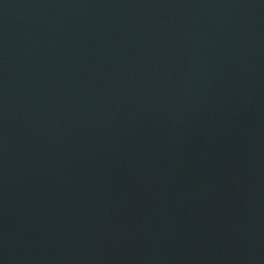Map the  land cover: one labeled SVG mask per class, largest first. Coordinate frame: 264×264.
<instances>
[{
    "label": "water",
    "instance_id": "95a60500",
    "mask_svg": "<svg viewBox=\"0 0 264 264\" xmlns=\"http://www.w3.org/2000/svg\"><path fill=\"white\" fill-rule=\"evenodd\" d=\"M0 264H264V0H0Z\"/></svg>",
    "mask_w": 264,
    "mask_h": 264
}]
</instances>
